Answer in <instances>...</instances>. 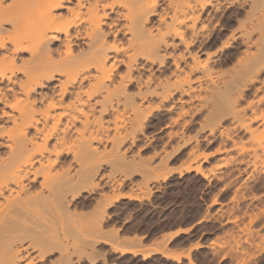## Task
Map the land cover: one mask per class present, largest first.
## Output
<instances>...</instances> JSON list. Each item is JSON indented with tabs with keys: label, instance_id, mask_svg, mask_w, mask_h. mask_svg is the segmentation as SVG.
I'll use <instances>...</instances> for the list:
<instances>
[{
	"label": "bare ground",
	"instance_id": "6f19581e",
	"mask_svg": "<svg viewBox=\"0 0 264 264\" xmlns=\"http://www.w3.org/2000/svg\"><path fill=\"white\" fill-rule=\"evenodd\" d=\"M263 77L264 0H0V163L13 164L0 169V264L91 255L132 174L150 180L181 147L199 170L198 138L225 118L218 135L264 175ZM197 115L208 133L185 138ZM162 123L159 163L127 158Z\"/></svg>",
	"mask_w": 264,
	"mask_h": 264
},
{
	"label": "rangeland",
	"instance_id": "374dc122",
	"mask_svg": "<svg viewBox=\"0 0 264 264\" xmlns=\"http://www.w3.org/2000/svg\"><path fill=\"white\" fill-rule=\"evenodd\" d=\"M235 27L236 23L229 26V29ZM251 97L252 95L248 94L244 100L247 101ZM197 116L192 121L194 123L191 122L192 124L182 128V132L187 133L183 134L185 138L197 132L200 135H204L206 131L208 133L207 128L203 131L198 129V121L195 120L200 116ZM229 123L227 118L221 120L216 125L213 133L215 136L208 139V143L205 140L207 144L199 136L198 139H201L198 153L207 154L206 159L200 163L201 172L186 170V147H181L177 149L178 152L171 154L172 157H169L163 168L165 170L158 169L151 175L147 174L151 176L150 180L145 178L149 180L147 182L139 172H134L131 176L134 184L127 181L116 191L125 197L110 208L112 218H109L103 227L107 235L97 238L91 255L87 256L85 251H81L75 264H264V175L251 173V176L250 169L243 166L244 163L239 159L236 150L228 146L231 144L230 140H224L225 137L218 135L221 131L218 128H229ZM163 124L149 126L144 133H139L136 138L138 142L126 150L127 158L133 155L137 159L143 158L147 163L149 161L153 165L158 164L159 162L155 161H158L155 153L159 147H156L161 146L160 143L166 137ZM160 126L162 128H159ZM232 134L233 138L245 139L241 131ZM157 135L165 137L160 138L163 139L160 141ZM218 137L224 140L222 145V142H218L223 140ZM151 138L155 139V143ZM151 143L159 144L155 146ZM236 158L239 161L235 160ZM237 164L240 167H235ZM150 165L153 168V165ZM12 166L11 162L0 163L1 170H11ZM104 168L102 172L105 175L109 173V168ZM162 171L169 173L165 176L166 173L162 174ZM145 173L141 174L145 176ZM160 173L165 179H157L161 176ZM154 174L159 175L155 177ZM114 175L119 174L115 172ZM136 181L141 184L137 186L147 190V193L136 187ZM134 185L132 192L130 188ZM104 190L106 191V188ZM129 194H132V199L127 198ZM87 210L89 209H85ZM177 229L183 230L174 233ZM169 233L174 234L168 237ZM113 238L115 241H112ZM115 247L117 251L114 250ZM120 248L128 251L120 253ZM178 253L180 256L176 260L172 254ZM186 256L191 261H188Z\"/></svg>",
	"mask_w": 264,
	"mask_h": 264
}]
</instances>
